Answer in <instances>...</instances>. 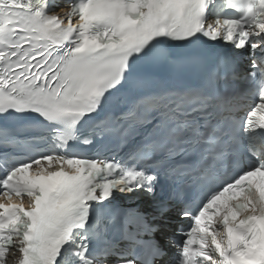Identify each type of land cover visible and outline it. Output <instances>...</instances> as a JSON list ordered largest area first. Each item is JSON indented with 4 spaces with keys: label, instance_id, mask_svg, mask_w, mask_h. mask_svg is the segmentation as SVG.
Masks as SVG:
<instances>
[{
    "label": "snow or ice",
    "instance_id": "1",
    "mask_svg": "<svg viewBox=\"0 0 264 264\" xmlns=\"http://www.w3.org/2000/svg\"><path fill=\"white\" fill-rule=\"evenodd\" d=\"M66 2L0 0V264H264V0Z\"/></svg>",
    "mask_w": 264,
    "mask_h": 264
}]
</instances>
